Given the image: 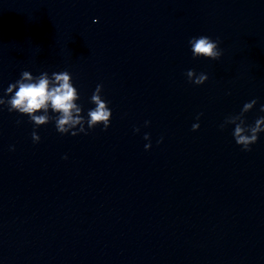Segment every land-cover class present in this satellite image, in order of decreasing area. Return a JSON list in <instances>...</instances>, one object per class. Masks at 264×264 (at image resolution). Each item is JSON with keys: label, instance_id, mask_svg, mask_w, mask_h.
Wrapping results in <instances>:
<instances>
[{"label": "water", "instance_id": "water-1", "mask_svg": "<svg viewBox=\"0 0 264 264\" xmlns=\"http://www.w3.org/2000/svg\"><path fill=\"white\" fill-rule=\"evenodd\" d=\"M25 70L112 116L72 136L0 106V264H264V132L220 128L264 116V0H0V95Z\"/></svg>", "mask_w": 264, "mask_h": 264}, {"label": "clouds", "instance_id": "clouds-1", "mask_svg": "<svg viewBox=\"0 0 264 264\" xmlns=\"http://www.w3.org/2000/svg\"><path fill=\"white\" fill-rule=\"evenodd\" d=\"M188 43L193 58L203 57L216 61L223 55L222 49L218 46L219 41H214L208 36L192 37ZM186 76L195 85H202L208 80L207 74H197L193 69H189ZM102 88L103 86L100 84L96 86L90 100L95 107L88 110L86 119L82 114V105L77 103L80 96L78 90L73 86L72 76L69 72H53L49 75L47 71H44L34 76L25 70L18 80L8 85L4 95H0V106L7 107L10 113L17 112L27 115L35 128L54 121L56 130L60 134L76 136L80 133L87 134L88 130L101 124L104 130L110 126L112 112L108 103L102 98ZM256 104V99L246 102L238 114L229 115L220 125L222 130L227 125H234L233 138L243 151H251V145L255 144L259 134L264 132V116L257 118L254 124H248L245 118V114L251 111ZM260 111L264 112V105H261ZM50 113L54 115H50ZM200 115L202 113L196 117L197 120ZM17 123L19 124L20 121ZM148 123L150 122L146 121L145 125ZM85 124L87 128H85ZM198 129V123L192 125L193 131ZM134 131L139 132L140 129L136 128ZM32 139L37 143L40 141V136L36 131H33ZM144 139L149 140V135L145 134ZM150 147V143L145 145L146 150Z\"/></svg>", "mask_w": 264, "mask_h": 264}]
</instances>
